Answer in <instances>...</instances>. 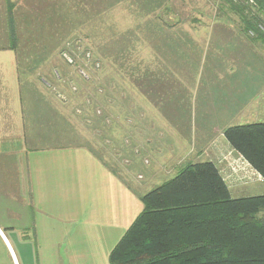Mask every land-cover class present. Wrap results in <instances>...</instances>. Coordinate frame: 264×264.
<instances>
[{
	"label": "crops",
	"instance_id": "0c3cea01",
	"mask_svg": "<svg viewBox=\"0 0 264 264\" xmlns=\"http://www.w3.org/2000/svg\"><path fill=\"white\" fill-rule=\"evenodd\" d=\"M9 1L18 16L17 0ZM7 15L0 0V29ZM185 30L163 32L165 72L149 75L150 111L157 121L164 114L166 131L147 125L170 140L164 157L156 139L150 152L134 148L155 152L151 161L138 158L141 165L122 145L133 170L123 179L84 146L31 149L23 137L0 136V264H110V251L142 210L140 195L188 162H213L233 197L264 193L253 192L262 175L224 136L229 126L264 122V29ZM13 60L16 82H7L17 93ZM0 109L13 113L10 104ZM9 124L0 116V130ZM245 171L250 181L239 180Z\"/></svg>",
	"mask_w": 264,
	"mask_h": 264
},
{
	"label": "rangeland",
	"instance_id": "374dc122",
	"mask_svg": "<svg viewBox=\"0 0 264 264\" xmlns=\"http://www.w3.org/2000/svg\"><path fill=\"white\" fill-rule=\"evenodd\" d=\"M140 1L144 0H28L26 2L17 0L18 7H21L18 10V21L23 27V35L29 32L35 35V39L40 38L38 41L46 39L51 44L55 42V33L59 31L60 47L54 50L55 56L63 52L67 62L65 60L62 62V58L56 56L57 67L52 66L54 63L33 66V74L27 76L29 81L21 88L18 86L16 93L14 89H11V81L7 82V78L14 79L12 78L15 76L13 59L16 56L13 50H0V102L5 106L10 104L13 111V113H7L0 109V116L13 123L8 125L9 129L2 128L0 136L22 138L23 135H26L28 140L31 138L33 140L38 136L44 139V132H52L56 134L52 135L49 141L51 144L61 146H75L87 139L90 141L94 153L101 158L102 162L113 171H118L123 179L127 178L133 170L131 172L128 170L132 163L126 162L129 157L127 158L126 155L127 150L125 153L122 152V145H126L125 149L127 147L128 150L132 149V153L128 152V155L136 156V162L138 158L142 161L144 159L151 161L155 152L153 155L151 153L136 155L134 148L142 144L144 150L147 152L146 149H148L150 152L148 143L151 139H156L162 145L163 155L161 157H164L168 151L170 140L165 136L162 137L159 132V138H157L156 131L150 129L155 125L148 126L147 124L160 123V131L163 129L166 131L165 116L161 114L162 120H155L150 111L151 97L129 85L130 73L136 69L139 73L147 68L149 74L151 71L153 73L165 72L166 47L159 41L164 40L165 35L162 33L166 29L174 32L173 35L181 36L183 31L186 32L185 29H240V22L238 14L229 10L224 0H155L152 7L149 8L150 13L146 15L147 10L145 11L143 7V9L140 8L146 3L140 4ZM167 7L170 12L166 11ZM94 8L98 11L95 12ZM34 10L35 13H38V21L43 19V25L29 27L35 23L34 16L31 15ZM48 11L65 14L61 29L56 27L54 29V26L48 21V17H46ZM158 15L162 18L163 23L161 20L157 23ZM71 16L74 17L76 27L84 31L78 30L73 34V29H65V26L67 28L65 21H71L73 24ZM86 17L90 20L81 21ZM96 18H99L100 21H94ZM58 23L61 24V20ZM159 24H164L166 29H162V26L161 29L154 31L146 30L154 29L153 25ZM20 25L18 32L21 30ZM68 30L71 31L66 34L64 31ZM38 31H41L44 36L41 37ZM111 34H116V38L110 39L108 36ZM96 35L101 38L107 36V41L113 40L109 53L121 50L125 55V67H116L114 71L106 68L103 71L102 66L105 63L110 64V62H106L105 58L102 60L103 54L99 52L98 48L101 40ZM69 36L71 37L68 38ZM0 37H6L3 29H0ZM30 43L35 44L36 41H30ZM132 45H134V49H132ZM73 47L77 49L76 54L85 55V59L82 57V60H79V66H73L72 63ZM121 47L125 50L120 49ZM68 59H71V62ZM95 60H99V62ZM93 61L96 67L99 64L101 66L97 72V69L90 66ZM23 63L34 62L24 61ZM59 63L61 64L60 68ZM66 66L69 70L61 71V68ZM130 66V73H128ZM52 67L59 68V77L52 75ZM92 75H97L100 82L95 80L92 85H89ZM102 75L111 76L105 79ZM43 76L48 80L38 79ZM153 77L156 80L155 74ZM114 80L118 81L123 92L120 94L119 91L116 92L111 88L112 94H120V96L117 99L105 101L99 92L95 91V88H98L99 84L106 85ZM14 81L16 82L15 79ZM166 83L172 84V80H167L165 76L162 79V84ZM155 86H157L156 83ZM16 108L19 109L18 113L14 111ZM2 111L3 113H1ZM94 121H96L95 124ZM90 127L91 130H89ZM31 143L32 146H37L36 143ZM14 146L17 147V145ZM227 155L230 156L231 153ZM134 176L137 181H141L140 175V177ZM239 176L242 177V175ZM239 180L250 181V177ZM253 192H264V184H261L259 188L255 186Z\"/></svg>",
	"mask_w": 264,
	"mask_h": 264
},
{
	"label": "trees",
	"instance_id": "16d2710c",
	"mask_svg": "<svg viewBox=\"0 0 264 264\" xmlns=\"http://www.w3.org/2000/svg\"><path fill=\"white\" fill-rule=\"evenodd\" d=\"M224 1L229 10L238 14L240 29H264V21L260 16V12L264 10V0H258L259 7L256 13H252L251 7L244 3ZM154 2L155 0L140 1V4L146 3L147 5H139L140 8L143 7L145 11L147 10L145 15L150 13L149 8ZM14 6V2L7 0L8 15L5 20L7 28H3L6 37H0V50H13L16 56L15 69L18 86L21 88L29 81L27 76L33 74V66L54 63L52 66L57 67L56 56L62 58V62L65 57L63 52L56 56L54 52L60 47L59 31L55 33V42L51 44L46 39L40 40L42 42L38 41L40 38L35 39V35L29 32L23 35L24 30L18 21V16L12 13ZM94 11L98 10L94 8ZM166 11L170 12V9L167 7ZM37 14L35 10L31 14L34 16L35 23L29 27L43 25V19L38 21ZM64 16L65 14L62 12H46V17L54 29L55 27L62 28ZM156 18L157 23L160 20L163 23L159 15ZM60 20L61 24L58 23ZM85 20L90 19L86 17L81 21L85 22ZM94 21H100V19L96 18ZM65 24L67 25L65 29H73V34L78 30L84 31L76 27L74 17L73 24L71 21H65ZM151 24L153 23L151 22ZM19 25L20 32H18ZM163 25H153L154 29L146 30L161 29ZM162 29L166 28L163 26ZM71 30L64 32L68 34ZM38 34L41 37L44 36L41 31H38ZM116 34H111L108 37L115 39ZM96 37L101 40L98 48L99 52L103 54L102 60L105 58L106 62H110V64L105 63L102 66L103 71L106 68L114 71L116 67H125V55L121 50L109 53L113 40L107 41V36L101 38L96 35ZM30 41H36V43H30ZM117 42L119 43L118 40ZM120 49L125 50L122 47ZM132 49H134V45H132ZM76 50L73 47V54H71L73 57L70 55L73 58V66H79V60H82V57L85 59V55L76 54ZM24 61H33L34 63L25 64ZM95 61L99 62V60ZM91 64V67L97 69L96 72L99 71L100 64L98 67L95 66L94 61ZM55 67H52V75L59 77L61 64L59 63V68ZM24 68L25 70H22ZM64 69L69 70L66 66L62 67L61 71L65 72ZM130 69L131 66L128 73H130ZM149 75L148 68L139 73L138 69L133 70L129 75V85L148 94ZM110 76L102 75L105 79ZM135 77L137 79H134ZM38 79L44 81L47 78L43 76ZM95 80L100 82L97 75H92L89 85H92ZM111 88L116 92L119 91L120 94L123 92L117 80L106 85L99 84L95 91L99 92L105 101L117 99L120 94H112ZM95 123L96 121H94ZM55 134L44 132V139L39 136L33 140L29 139L37 146H32L33 144L26 138V135H23L25 146L29 148L32 146L31 149L59 147L61 145L51 144L49 141V138ZM224 136L229 144L262 175L264 180V122L229 126L224 130ZM82 142L75 146H84L94 152L90 141L86 139ZM140 199L143 204L142 210L110 251V264H264V193L231 196L227 184L213 162L184 164L173 176L142 193Z\"/></svg>",
	"mask_w": 264,
	"mask_h": 264
},
{
	"label": "built area",
	"instance_id": "2783aa9c",
	"mask_svg": "<svg viewBox=\"0 0 264 264\" xmlns=\"http://www.w3.org/2000/svg\"><path fill=\"white\" fill-rule=\"evenodd\" d=\"M231 1H233V2H241V3H244L245 5L251 7V9H252V13H256V10H257L258 7H259L258 0H231ZM260 16L262 17V19H263V21H264V10H262V11L260 12ZM261 28H262V27H261ZM262 29H263V28H262ZM68 60H69V62H71V59H68ZM237 171H239V170L237 169ZM243 177H245V178H249V176L246 174V171L243 172L242 177H240V178H243Z\"/></svg>",
	"mask_w": 264,
	"mask_h": 264
}]
</instances>
